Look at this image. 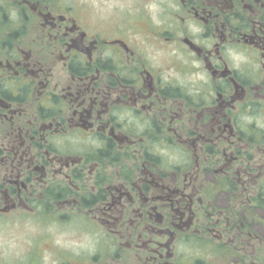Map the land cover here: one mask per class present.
Instances as JSON below:
<instances>
[{"label":"flooded vegetation","instance_id":"af4514ba","mask_svg":"<svg viewBox=\"0 0 264 264\" xmlns=\"http://www.w3.org/2000/svg\"><path fill=\"white\" fill-rule=\"evenodd\" d=\"M11 215L90 236L48 264H264V0H0Z\"/></svg>","mask_w":264,"mask_h":264},{"label":"rangeland","instance_id":"374dc122","mask_svg":"<svg viewBox=\"0 0 264 264\" xmlns=\"http://www.w3.org/2000/svg\"><path fill=\"white\" fill-rule=\"evenodd\" d=\"M77 227L74 223L54 227L33 218L0 216V264H48L58 254L87 252L92 241Z\"/></svg>","mask_w":264,"mask_h":264}]
</instances>
